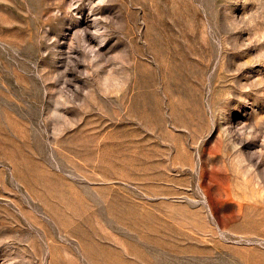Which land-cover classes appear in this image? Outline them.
Returning a JSON list of instances; mask_svg holds the SVG:
<instances>
[{
  "label": "rangeland",
  "instance_id": "1",
  "mask_svg": "<svg viewBox=\"0 0 264 264\" xmlns=\"http://www.w3.org/2000/svg\"><path fill=\"white\" fill-rule=\"evenodd\" d=\"M0 264H264V0H0Z\"/></svg>",
  "mask_w": 264,
  "mask_h": 264
}]
</instances>
